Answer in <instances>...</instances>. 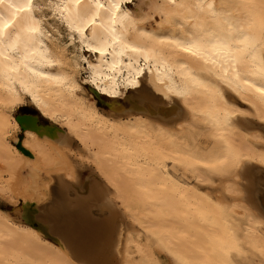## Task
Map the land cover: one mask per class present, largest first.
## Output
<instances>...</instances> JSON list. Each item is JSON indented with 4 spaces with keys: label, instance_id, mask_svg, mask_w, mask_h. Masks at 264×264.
<instances>
[{
    "label": "bare ground",
    "instance_id": "bare-ground-1",
    "mask_svg": "<svg viewBox=\"0 0 264 264\" xmlns=\"http://www.w3.org/2000/svg\"><path fill=\"white\" fill-rule=\"evenodd\" d=\"M21 2L0 5V264H264V0H141L127 17V0H52V23L32 0L26 59L8 46ZM26 100L40 120L23 132Z\"/></svg>",
    "mask_w": 264,
    "mask_h": 264
},
{
    "label": "snow or ice",
    "instance_id": "snow-or-ice-1",
    "mask_svg": "<svg viewBox=\"0 0 264 264\" xmlns=\"http://www.w3.org/2000/svg\"><path fill=\"white\" fill-rule=\"evenodd\" d=\"M5 2H6V0H0V5L4 4ZM74 2L76 4H79L80 0H74ZM168 2L174 3V0H168ZM98 6L102 7V5H98ZM112 7L119 10L120 5H119V3H115L112 5ZM125 7L129 9L128 12H125V17H127L131 14V12L135 8L134 0H127ZM196 7L201 8V10H203V0H201V2L196 5ZM9 8L14 9V11L11 14L12 16H15L16 14H18L20 12L25 13V15L23 17H21V21L25 25H27V27L25 29H23L21 33H18L17 40L15 42H10L8 46L12 49L13 52H15L17 54H19L23 51L25 53V55L22 57V59H26L27 58L26 52L28 49L29 42L34 39V36L32 34L39 31L38 28L33 26L36 23V21L34 20V18L32 16V12L34 11L33 5H32V0H24V2L18 3L16 5L9 3ZM43 8L54 9L50 13H45V15L46 16L50 15L51 17L55 18L56 17V11L55 10H59L61 8V5L58 3L54 4L52 2V0H48V2L43 5ZM207 9L212 16L216 15V12L214 11V6L212 4H208ZM85 15H86V13H85ZM2 20H3V18L0 17V21H2ZM60 22L63 23V20H61ZM8 26H9V22H3V27H0V35H2V33H3V28H7ZM68 27L71 28V24H69ZM76 31H79V28H77ZM21 35L24 36L23 40L20 39ZM0 42H2V41H0ZM209 43H211V41H209ZM237 43L245 45L244 48L236 49V51L240 52L241 54H247L251 48H254V45L249 41L248 37H245L243 40L237 41ZM17 45H19V46H17ZM204 46L205 45L200 44L198 42H193V43H190L187 46L183 47V51L186 53H190L193 56H196L199 49L204 47ZM211 47L213 50L217 51V53L219 55L223 56V58L225 60L236 59V57L233 55V51L231 48V42L226 38H217L215 43H211ZM142 50L143 49H140V48H132V51H134V52H138V51H142ZM92 51H98V49H92ZM0 55H3V53H0ZM5 59H7V57H5ZM213 63H215V61H213ZM261 63H262V65H264V61H262ZM13 70H15V68H13ZM252 74L258 75L260 77L261 81L264 82V67H261L259 70L253 72ZM256 91L261 93L262 96H264V83H262L261 86L256 87ZM249 123H254V122L249 121ZM262 125H264V122H262ZM262 131H264V127H262ZM204 167L215 170L214 165L205 164ZM215 174L216 175H224L225 173L222 170H215ZM2 203H3V201H0V204H2Z\"/></svg>",
    "mask_w": 264,
    "mask_h": 264
},
{
    "label": "rangeland",
    "instance_id": "rangeland-1",
    "mask_svg": "<svg viewBox=\"0 0 264 264\" xmlns=\"http://www.w3.org/2000/svg\"><path fill=\"white\" fill-rule=\"evenodd\" d=\"M134 3H135V8H134V10L135 9H137L138 8V6L141 4V0H134ZM125 9H123L121 12H120V15H125ZM47 20H48V22L50 23H52L54 20H55V18H53V17H51V16H49L48 18H47ZM67 33L65 32V31H61V35H60V38H61V40H62V42L63 43H65V42H68L69 41V37H68V34L66 35ZM69 49H71V47H69ZM85 54H87V56H90V52L89 51H85ZM86 74L85 73H82V75H81V82L83 81V87L85 88V89H87L88 90V86H86V84H85V82H86ZM133 91H135L134 89H130V91L123 97V99L122 98H119V101H125L126 99H127V97H128V95L130 94V92H133ZM97 105L99 106V103H98V101H97ZM14 115H15V117L16 116H18V115H33V116H37V117H39L40 116V114H39V112L34 108V106H32L30 103H29V100H26L24 103H23V105H21L20 106V108H18L17 109V111L14 113ZM40 118V117H39ZM42 118V117H41ZM42 120H47V119H45V118H43ZM22 136V131H21V133H19V136H18V142L20 141V137ZM76 148V147H75ZM77 149V148H76ZM177 174H179L181 177H183V178H185V179H187V180H189L190 181V183L191 184H194L195 183V181L193 182V179H192V177L190 176V175H185V174H182V172L181 171H177ZM218 190H219V188H218ZM220 191V190H219ZM218 191V192H219ZM213 194H215V193H213ZM167 264H171V263H167ZM252 264H257L255 261H253L252 262Z\"/></svg>",
    "mask_w": 264,
    "mask_h": 264
},
{
    "label": "water",
    "instance_id": "water-1",
    "mask_svg": "<svg viewBox=\"0 0 264 264\" xmlns=\"http://www.w3.org/2000/svg\"><path fill=\"white\" fill-rule=\"evenodd\" d=\"M114 102L118 105L119 103H122L123 101H119V103L116 101H114ZM129 102H131V101H129ZM100 105L103 107H106L107 104L102 102V103H100ZM38 119L40 120V118H38L37 116H33V115H19V116H17V121L20 124L23 132L27 128H29V125L31 124V122H33L34 120H38ZM20 139H22V136L20 137ZM19 146H20V144H19ZM33 226L37 227V224L35 223V224H33Z\"/></svg>",
    "mask_w": 264,
    "mask_h": 264
}]
</instances>
